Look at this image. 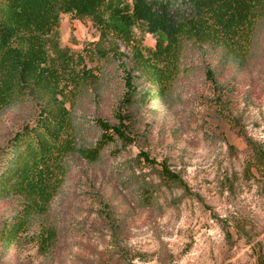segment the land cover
Wrapping results in <instances>:
<instances>
[{"label": "rangeland", "instance_id": "374dc122", "mask_svg": "<svg viewBox=\"0 0 264 264\" xmlns=\"http://www.w3.org/2000/svg\"><path fill=\"white\" fill-rule=\"evenodd\" d=\"M182 14L173 11L177 20ZM136 34L145 50L155 48L152 34ZM59 38L80 54L99 41V32L91 21L63 14ZM118 43L137 88L134 103L121 105L124 72L117 58L87 59L94 78L68 93L77 133L66 176L30 232L10 248L0 243V264H260L264 182L249 170L247 136L264 147V17L242 57L215 43L188 40L168 90L145 100L141 95L156 88L135 67L130 48ZM44 105V94L28 90L0 110V149ZM118 109L129 115L136 142L109 144L98 161H87L79 149L100 138L95 119L116 124ZM141 151L166 162L188 190L139 160ZM24 203L19 195L0 199V224ZM42 227L54 228L57 236L46 253L36 243Z\"/></svg>", "mask_w": 264, "mask_h": 264}, {"label": "trees", "instance_id": "16d2710c", "mask_svg": "<svg viewBox=\"0 0 264 264\" xmlns=\"http://www.w3.org/2000/svg\"><path fill=\"white\" fill-rule=\"evenodd\" d=\"M174 10L183 12L179 20L173 17ZM63 14L91 21L99 41L80 54L63 47L59 38ZM262 17L264 0H0V110L28 90L45 97L33 122L23 125L0 149V199L13 194L25 200L21 211L0 224V243L10 248L30 232L36 218L48 212L66 176V157L76 150L77 133L67 107L68 93L94 78L87 59L94 62L111 54L119 60L125 85L121 105L126 106L134 103L137 88L118 41L130 48L135 67L156 88L141 95L145 100L168 90L180 71L188 40L215 43L242 57L249 52ZM136 29L155 37L154 49L143 48ZM110 39L115 43L107 50L100 47ZM213 75L207 70V77L213 79ZM115 117L116 124L95 119L101 136L92 147L79 149L84 159L96 162L107 145L127 147L136 142L129 115L118 109ZM247 147L252 154L249 170L254 168L264 182V147L249 136ZM137 157L158 168L169 182L188 190L166 162L145 151ZM262 188L264 192V184ZM56 239L54 228L42 227L36 234L39 251H50Z\"/></svg>", "mask_w": 264, "mask_h": 264}]
</instances>
